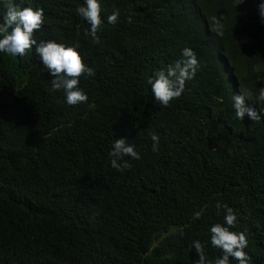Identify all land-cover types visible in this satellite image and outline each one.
Segmentation results:
<instances>
[{
    "label": "trees",
    "instance_id": "trees-1",
    "mask_svg": "<svg viewBox=\"0 0 264 264\" xmlns=\"http://www.w3.org/2000/svg\"><path fill=\"white\" fill-rule=\"evenodd\" d=\"M80 3L27 0L45 12L37 41L75 43L94 68L80 80L85 102L65 104L34 51L0 53V264H196L193 240L214 260L217 201L236 214L249 264H264V107L251 102L264 84L258 0H102L120 16L96 42ZM185 47L199 68L160 106L147 78ZM246 91L257 119L235 117L232 96ZM115 137L140 156L127 170L110 166Z\"/></svg>",
    "mask_w": 264,
    "mask_h": 264
},
{
    "label": "clouds",
    "instance_id": "clouds-1",
    "mask_svg": "<svg viewBox=\"0 0 264 264\" xmlns=\"http://www.w3.org/2000/svg\"><path fill=\"white\" fill-rule=\"evenodd\" d=\"M245 0H235V7L243 4ZM26 6L21 7L13 0L3 4L0 13V53L11 57H23L27 51H33L38 57L42 72H47L51 77L50 84L53 90L63 92L64 103L70 106L83 103L88 99L87 93L79 86L82 78L92 77L94 68L89 66L84 57L83 49L77 44H66L54 39L40 40L34 37V30H39L43 24L44 9L39 6H31L24 0ZM260 23L264 24V0H258L256 5ZM75 14L82 18L88 25L86 32L93 42L99 37L104 23L114 25L120 16L119 9L112 10L105 15L102 11V0H82L75 7ZM131 23V16L125 17ZM217 23V34L222 25ZM180 59L167 65L165 68L154 70L147 78L152 97L160 106H167L169 102L179 97L184 90L185 82L191 81L195 76L199 62L193 49L185 47L181 49ZM255 71V68H253ZM253 96L251 92H239L232 96V108L235 117L242 120L245 115L251 120L257 119V113L247 101ZM258 107H264V84L259 86L254 98L251 100ZM152 141L151 151L156 153L159 147V137L155 133L150 134ZM110 166L117 171L127 170L131 167L130 160H139L140 156L132 143L124 137L112 141L107 152ZM127 157L128 159H125ZM217 214L223 209L222 222L213 223L208 228V243L212 248L219 249L221 255L214 260H209L205 255L203 246L199 240L191 241V249L197 254L196 264H230L234 260L236 264H249V256L245 249L248 240L244 232L233 229L237 220L231 207L220 201L215 205Z\"/></svg>",
    "mask_w": 264,
    "mask_h": 264
}]
</instances>
